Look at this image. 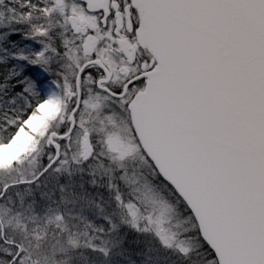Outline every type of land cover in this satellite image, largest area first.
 Here are the masks:
<instances>
[{
	"label": "snow or ice",
	"instance_id": "obj_1",
	"mask_svg": "<svg viewBox=\"0 0 264 264\" xmlns=\"http://www.w3.org/2000/svg\"><path fill=\"white\" fill-rule=\"evenodd\" d=\"M0 264H264V0H0Z\"/></svg>",
	"mask_w": 264,
	"mask_h": 264
}]
</instances>
